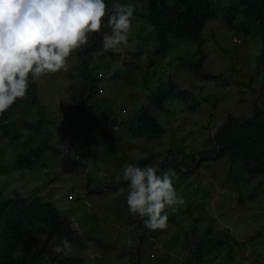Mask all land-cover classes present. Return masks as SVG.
Wrapping results in <instances>:
<instances>
[{"label": "rangeland", "instance_id": "374dc122", "mask_svg": "<svg viewBox=\"0 0 264 264\" xmlns=\"http://www.w3.org/2000/svg\"><path fill=\"white\" fill-rule=\"evenodd\" d=\"M211 1L217 7L233 2V0ZM114 3H116V0L107 3L109 12ZM123 3L135 5L138 12H141L144 6L143 0H126ZM139 32L140 38L145 42L142 45H145L147 49L153 48L155 43L151 36L150 26L140 16H136L132 22L129 37L130 47L127 50H135V54H138L140 61L136 62L137 69L131 71V75L118 68L122 62H128L130 58L126 50L123 54L118 53L119 56L112 59L108 51L103 48L96 47L97 49L91 51L93 58L90 61V65L100 61L103 62V60L105 62V65L100 63L99 66L98 64L100 69L96 70L100 79L98 82V94L95 97L108 99V102L101 106V109L106 110L110 118L117 122L121 118H126L131 114L133 104H136L137 101L146 103V91L143 89L144 84L142 81L145 80L144 82L150 86L157 83L164 90L165 86L162 82L165 81L167 73H170L171 78H174L173 86L175 90H187L190 92L191 99L187 100L186 104L191 109L188 110L186 104L178 101L173 94L168 95L163 100V111L159 113V116H164L165 111L170 110L173 112L172 114H175L174 121L172 120L167 125L166 131L158 140H153L142 147L144 152H135L138 151L136 149L130 152L131 162L126 161L120 165L121 167L117 169L119 173L115 174L114 178L123 175L124 167L129 164L144 166L138 162L137 164L134 163L142 156H145V154L155 155L157 159L153 160L150 165H156L158 160L162 158L161 154L166 147L174 149L181 146L184 147L185 152H188L191 149L189 143L192 142L194 146L199 148L207 134V132H203L204 130L201 129V126L211 125L210 129H208L210 134L219 123L216 119L223 118L228 112L234 115L246 114L245 112H248L250 103L254 102V93L248 88L240 87L234 80L247 83L248 77L252 76L254 77L252 83L254 87L258 86L259 81L261 83L262 79L264 80V71L261 73L258 62L259 56L264 52V48L261 49L263 44H261L258 35L252 31L246 34H235L226 27L223 20L207 21L204 23L200 35L202 37V45L197 46L193 42L174 40L169 46L167 57H158L157 60H154L152 66L144 65L146 56L142 50L139 52L136 48L139 43L137 36ZM86 48L84 47L83 51ZM198 50L205 53L204 70L213 73H223L228 82L227 85L196 79L192 72L186 69L181 60L177 58L179 56L189 61L195 60L199 57ZM77 58V51H75L68 58L69 67L66 72L60 71L55 74H49L42 82L35 83L39 102L42 105V109L38 111L37 116L43 115L52 120L41 127L42 134L48 137L47 143L50 147L59 139L62 142H67L70 128L63 123L62 111H66V113L69 111V93L66 86L70 80L76 81L73 77L77 75L78 71ZM106 59H111V61ZM107 64L110 65L105 68ZM115 68L119 70L117 75L112 74ZM231 68L236 71H230ZM145 70L147 76L144 74L143 78L142 72ZM94 72L91 71V74L93 75ZM231 72L233 73L232 75ZM263 100L264 92L260 96V101ZM260 104L264 107V102ZM34 110H31L32 113H34ZM209 112H212V119L208 117ZM111 129H121L124 132L123 127L118 124L111 126L103 117L98 120L94 131L84 129L83 137L86 140V148L84 150L88 152L89 148L90 151L94 152L95 149H99L104 144ZM22 131V126L18 125L9 136L0 139V163L5 160L12 161L25 152L28 142H30L29 139L32 137H28L31 134L21 137L19 133ZM181 135L183 140L180 138L182 137ZM206 149L209 150L210 146H206ZM175 154L178 157L176 152ZM87 155H89L87 158L90 161L89 167H91L89 168L91 174L90 189L96 190L93 187L100 184L102 180H106L112 170V164L117 166L119 162L112 157L113 159H109L107 163H102L98 158L93 157L92 154ZM59 157V153L54 155L52 149L44 151L32 169L9 175L8 182L0 181V187L2 188L5 184L9 185L10 188L5 195L18 196L24 195L37 185L46 184L40 192V195L44 198L43 200L49 199L53 201L54 205L63 211L76 207L73 211L70 210L67 216L68 218H73L72 221L74 220L78 231L111 241L109 248L107 247L103 252H99L91 240H83L85 248H81L78 245L70 253L80 255L84 259V264H130L128 251L133 245L135 232L132 226L126 223L128 216L126 215L127 211H125L126 205H124V202L129 191V185H114L111 190H107L101 195L96 194V191L84 194L81 184L84 182L85 176L82 178L80 173L75 172L78 169L67 173L62 172L58 165ZM188 164L185 161L184 165L180 161V166L184 172H187L186 167H188ZM194 168L195 166L191 167L193 172L189 174L187 179L176 178L177 175L175 176L174 187L178 196L183 197L185 200V204L176 206V212L167 209L166 212L169 217L168 227L160 230L157 238L151 237L150 242L144 245L141 251V264H153L152 256L156 254L159 255L158 264H163L167 256L174 258L170 264H180L182 250L178 248V241L184 234L179 230L196 223L197 225L199 224L198 228L200 230L211 224L212 230L218 236L226 237L232 235L238 242L245 241L248 235L260 230V235L255 237L254 241L245 242L242 245L241 249L244 253L240 259L233 254V245L229 240L219 247L203 244V264H237V261L241 264H264V183L255 190L254 198L242 202L237 199V193L232 188L230 180H232L234 172L229 168V163L225 156L216 160H206L198 169ZM45 169H50L51 172L49 171L46 174L44 173ZM169 169L172 168L168 167ZM163 172L166 171L160 168L158 175H162ZM52 174L54 175L51 181H46ZM254 178H256L254 181L253 178L249 179L245 172L239 179L238 185L241 188L242 195L246 196L248 194L255 181L260 178L259 174H256ZM103 188L105 186L100 187L99 190ZM70 195L71 198H69ZM85 201H91L92 206L87 207ZM146 230L149 232V229L146 228ZM173 233L176 234L175 238L171 237ZM186 237L192 242L202 239V236L195 233H188ZM167 241L172 245L169 243V246L163 244ZM1 245L0 242V247ZM241 249L236 250L237 252L235 253L238 254ZM193 253H196V251ZM147 259H150L148 263H146ZM0 264H5L3 259H1V254Z\"/></svg>", "mask_w": 264, "mask_h": 264}, {"label": "trees", "instance_id": "16d2710c", "mask_svg": "<svg viewBox=\"0 0 264 264\" xmlns=\"http://www.w3.org/2000/svg\"><path fill=\"white\" fill-rule=\"evenodd\" d=\"M111 1L106 0V3ZM124 1L126 0H116V3L124 4ZM143 2L144 6L142 11H135L134 16H140L147 22L151 29L152 39L155 42L153 48L147 49L145 45H142L145 42L140 38V32L137 34L139 43L136 48L139 52L140 50L144 52L146 56L145 66H152L154 60H157L158 57H167L169 46L174 40L193 42L197 46L202 45V37L200 36L202 27L204 23L211 20H223L226 27L235 34H246L249 31L254 32L258 35L261 44H263L261 49L264 48V0H233L232 3L220 7H217L211 0H143ZM102 32L111 34V29L107 25V16L104 18L101 33L90 34L88 45L82 46L80 50H77L78 71L73 79L75 78L78 81L70 80L66 86L69 93L68 101L70 102V107L68 113L62 111L63 123L71 128L81 110V115L70 138L66 161L64 162L67 142H62L59 139L50 147L47 143L48 137L42 134L41 127L50 123L52 120L43 115L37 116L38 111L42 109V105L39 102L35 83H32L28 95L22 100L18 99L0 116V139L9 136L18 125L22 126L23 131L19 133L21 137L27 134H31L28 137H32L29 139L30 142H28V146L23 154L12 161L5 160L0 163V181L8 182L9 175L32 169L41 158L42 153L52 149L54 155L58 153L60 155L58 165L62 172H71L75 170L73 167H77L78 170H75V172L80 173L82 178L86 176V180L84 178V182L81 184L84 194L96 191V194L101 195L105 191L111 190L114 185L116 186L120 182H123L120 184L122 186L129 185L123 179V175L114 178V175L119 173L117 169L124 162L130 161V152L134 149L138 150L135 152H144L142 147L153 140H158L166 131L167 125L172 120L174 121L175 114H172L173 112L170 110L165 111L164 116H159V113L163 111V100L170 94H173L178 101H182L184 104H186L187 100L191 99L189 91L174 89V78H171V74L167 73L168 75L165 81L162 82L165 86L164 90L157 83L150 86L144 82L145 80L142 81L144 84L143 89L146 91V103H140L135 98L137 102L132 105L130 115L124 119L121 118L118 122L111 119L106 110L101 109V106L105 105L108 99L105 97H95L98 94V82L100 79L96 70L100 69V63L105 65V62L103 60V62L100 61L90 65V61L93 58L91 51L97 48H103ZM84 47H87L85 51H83ZM126 51L129 53L130 58L128 62H122L118 68L130 74L131 71L137 69L136 62L140 61V57L138 54H135V50L133 49ZM198 53L199 57L192 61L184 57L177 56V58L181 60V63L186 69L192 72V75L196 79L214 81L227 85L228 82L223 73H213L204 70L205 53L201 50H198ZM108 54L111 56V59L119 56L115 52L108 51ZM263 57L264 52L259 56L260 62L258 60L261 73L264 71ZM111 59L106 60L111 61ZM109 65L107 64L105 68L109 67ZM118 68L113 70V75L119 73ZM231 70L234 71L235 69L231 68ZM91 71H95L93 75ZM144 74L147 76L146 70L142 72V77ZM253 78L249 76L247 83L234 80L240 87L250 89L255 95L256 102L255 104L253 101L250 103L248 112H245L246 114L234 115L228 112L223 118H214L219 123L210 134L208 133V129H210L211 125L201 126V129L204 130L203 132H207V134L199 148L194 146L192 142L189 143L191 149L188 152H185L184 147L181 146L175 147L174 149L166 147L161 154L162 158L158 160L156 165H159L164 171H168V167H171L175 170L176 178L187 179L189 174L193 172L191 167L195 166L194 169H198L206 160H216L225 156L228 160L229 168L234 172V176L230 181L232 182V188L237 193V199L245 202L254 198L255 190L264 183V107L260 104L264 102V100L260 101V96L264 92V80L262 84L259 81L258 86L254 87L252 85ZM84 98L85 100L83 101ZM83 102L84 106L81 109ZM186 107H188V110L191 109L187 104ZM31 110H34V113ZM102 117L111 126L118 124L120 127H123L124 132L121 129H111L107 134L104 144L99 149H95L92 152L88 148V152H86L84 150L86 148V140L83 137L85 133L84 129L94 131L97 127L98 120ZM208 117L213 118L212 112L208 113ZM5 121H8V123H5ZM180 138L182 139L183 136ZM206 146H210V149H206ZM175 152L178 154V157H176ZM87 154H92L93 157L98 158L102 163H107L109 159L113 158H116L119 162L117 166L112 164V170L109 172V177L106 180H102L100 184L93 187L96 190L90 189L91 174L89 168L91 167H89L90 161L87 158L89 156ZM156 159V156L153 154H145V156H142L134 164L138 162L146 166L150 165ZM180 161L184 165L185 161L189 163L188 167H186L187 172L182 170ZM166 162L168 164H164ZM41 164L44 166L43 163ZM240 170H242L240 172L242 175L246 172V176L248 175L249 179L253 178V181L256 179L254 178L256 174L260 176L246 196L242 195L241 188L238 185V181L242 177L239 173ZM49 171L50 169H45L44 173L47 174ZM53 175L46 179V181H51ZM45 185L44 183L37 185L34 189L28 190L24 195L18 196L5 195L10 188L9 185L5 184L2 188L0 187V242L2 244L0 254L5 264H84V259L77 253L72 254L66 252L57 254L53 251L54 247L59 246L63 239L71 242V252L78 245L81 248H85L83 240H91L99 252H103L107 247L109 248L110 240L101 239L95 235L77 230L78 227L74 224V220L72 221L73 218H68L67 216L69 211H73L76 207H71L67 211H63L57 208L53 201L49 199L43 200L44 198L40 195V192ZM102 186H105V188L99 190ZM69 198H71V195ZM124 205H126L125 211H127L126 215L128 216L126 223L130 224L135 232L133 245L128 251L129 263L134 264L138 231L137 216L129 213L126 201ZM165 211H167V208ZM140 224L141 236L137 264H141V251L144 245L150 242L151 237L157 238L160 234L159 229L155 231L149 230L148 232L143 227L141 220ZM198 227L199 224L197 225L196 223L195 225L193 224L190 227L188 226L187 228H181L179 230L184 234L178 241V248L182 250L180 264H203V244L219 247L228 240L233 245V254L236 255V258L240 259L244 253L241 249L242 245L245 242L249 243L254 241V238L260 235V230H257L254 234L248 235L245 241L238 242L232 235L226 237L218 236L212 230L211 224L202 230ZM188 233L200 235L202 239L192 242L186 237ZM171 237L175 238L176 234L173 233ZM168 243L169 241L163 244L169 246L171 243ZM238 249L241 250L236 254L235 252ZM18 250L23 252V257L13 259L12 254ZM194 251L196 253H193ZM230 254L228 256L231 257ZM158 259L159 255L152 256L153 264H158ZM149 260L147 259L146 263ZM173 260L174 258L172 259L167 256L163 264H170ZM237 264L241 263L237 261Z\"/></svg>", "mask_w": 264, "mask_h": 264}, {"label": "clouds", "instance_id": "9594fccd", "mask_svg": "<svg viewBox=\"0 0 264 264\" xmlns=\"http://www.w3.org/2000/svg\"><path fill=\"white\" fill-rule=\"evenodd\" d=\"M135 11L131 3H114L109 14L106 0H0V116L28 95L32 83L66 72L68 58L88 45L90 34L101 33L106 16L111 34L103 33V49L123 54L130 47ZM159 171V165L129 164L123 169L128 211L153 231L167 229L166 208L176 212V206L185 204L174 187L175 170ZM71 247L63 239L53 251L62 254ZM12 255L22 258L23 252Z\"/></svg>", "mask_w": 264, "mask_h": 264}, {"label": "water", "instance_id": "95a60500", "mask_svg": "<svg viewBox=\"0 0 264 264\" xmlns=\"http://www.w3.org/2000/svg\"><path fill=\"white\" fill-rule=\"evenodd\" d=\"M259 62H260V60H259ZM263 83V79H262V81H261V84ZM85 100V98L83 99V101ZM255 102H256V99L254 100V104H255ZM83 106H84V102L82 103V106H81V109L83 108ZM254 108H255V105H254ZM80 115H81V110H80V112L78 113V116H77V118L75 119V121L73 122V124H72V126H71V128H70V132H69V135H68V137H67V148H66V155H65V159H64V162L66 161V157H67V154H68V149H69V142H70V138H71V136H72V134H73V132H74V130H75V127H76V124H77V122H78V119H79V117H80ZM74 169H77V167H73ZM85 180H86V176H85ZM123 182H120V183H118V184H116V185H120V184H122ZM136 222H137V243H136V247H135V257H134V264H137V255H138V251H139V248H140V232H141V230H140V228H141V224H140V218L137 216L136 217Z\"/></svg>", "mask_w": 264, "mask_h": 264}, {"label": "built area", "instance_id": "2783aa9c", "mask_svg": "<svg viewBox=\"0 0 264 264\" xmlns=\"http://www.w3.org/2000/svg\"><path fill=\"white\" fill-rule=\"evenodd\" d=\"M86 202V201H85ZM86 204V203H85Z\"/></svg>", "mask_w": 264, "mask_h": 264}]
</instances>
